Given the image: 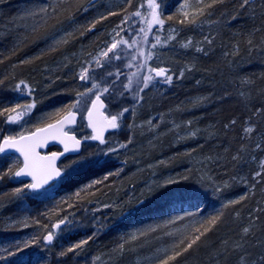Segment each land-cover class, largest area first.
Listing matches in <instances>:
<instances>
[{
	"label": "trees",
	"instance_id": "obj_1",
	"mask_svg": "<svg viewBox=\"0 0 264 264\" xmlns=\"http://www.w3.org/2000/svg\"><path fill=\"white\" fill-rule=\"evenodd\" d=\"M175 1H167L166 11H173ZM86 2L88 0H76L67 11L48 19L46 24L40 25L37 31L32 32L31 27L28 30L22 26L16 28L15 25L18 23L13 19L16 14L24 13L31 5L38 3V0H0V81H3L0 83V109L14 107L16 104L58 103L74 94L77 77L72 70L73 56L81 47L85 48L90 43L88 36L79 39L82 37L80 32L88 33L85 29L90 27L83 23L81 18L83 11L77 10L81 4L86 5ZM260 2L264 4V0ZM241 3L242 0H223V3L215 4L212 11L205 10V13L211 15L205 14L196 18V23L206 24L200 36L207 30L211 32L208 36L212 39V44L202 42L203 49L208 54L193 52L195 50L193 45L185 53L176 51L175 43L169 45L173 57L167 67L174 66L170 74L173 75L172 84L161 89L156 103L149 101V96H155V93L145 94L143 99L138 101L144 104V108L153 111L146 116L151 121L149 128H153L151 125L158 126L157 120L163 122V125L170 121L182 122L181 124L185 125L191 121L184 132L190 127L192 130L199 127L201 132L198 135L200 138L190 139V146L183 152L176 149L181 143L173 141L175 135L173 133L157 141L159 146L155 150V152L158 150L157 155L164 152L172 154L167 165H164L163 172L179 174L178 182L170 186L173 189L166 187L150 190L146 187L147 192H141L140 184L148 177L147 171L141 172L140 175L128 172L113 175L109 184H106L98 194L100 196L96 193L93 196L98 200L107 199L114 203L123 197L115 207L125 209L123 220L116 217L114 227L109 228L108 225L105 228H109L108 230L95 232L97 235L92 240L83 245L82 249H77L79 256L74 253H69L67 257L59 256L60 251L88 238L81 231H76L63 234L51 245L39 246L37 243L24 249L23 244L20 247L23 251L10 250L16 252L14 256H9L6 251L0 255V264H150L146 257L154 256L157 249L169 246L182 235L179 234L177 238L175 236L169 241L167 236L159 237L156 232H152L141 239L140 244L143 247L138 246L136 252H129L120 257L112 250L121 236L129 234L131 228L144 225V229H147L164 216L195 202L204 207L203 211H207L202 220L221 211L223 215L220 221L212 226V231L201 238L203 246H193V249L178 257L173 264H238L241 256L247 261H259L264 254V181H260V178L253 179L254 171H250L248 161L254 145L245 136L243 129L247 121L251 120V124L254 125L252 135L264 133V18L259 13H254L252 8H249V12L243 13L247 8H241ZM176 13L178 12L164 15L173 16ZM69 15L74 17V22L66 19ZM113 17L108 16L103 21ZM69 23L75 24L78 28L74 30L69 42L61 45L55 52L49 51L46 44L51 34ZM98 23L92 34L99 30ZM177 26L183 29L179 36L184 35L185 40L194 36L188 29L191 25L177 22ZM138 36L140 35L136 36L137 39ZM249 39L252 40L251 45L248 44ZM127 62V59L113 61L110 65L97 68L93 72L102 86L115 80V88H110L109 93L102 96L105 101L118 97L133 99V93L123 90L122 87L127 82L126 77L134 72L124 66ZM190 65L191 71L188 70ZM181 69L184 70V77L177 79ZM109 71L119 72L120 75L118 78L110 77L107 75ZM247 80L254 83H246ZM197 81L200 83L197 84ZM17 85H20L19 91L16 90ZM163 86L166 84L161 87ZM41 87L43 90L38 96L35 90ZM122 90L123 96L119 95ZM241 93L245 95L241 96ZM256 109L262 111L256 112ZM10 114L0 115V142L8 131L6 119ZM232 120L236 121L234 125L231 124ZM226 124L229 125L228 128L224 127ZM119 135V138L126 141L127 135L121 132L114 134L107 139L106 144L99 146L111 147V138ZM140 137L135 141H142V136ZM11 155L13 154H0V164L4 162V158ZM234 155H239L240 159L233 161ZM105 166L91 165L87 168L80 167L75 172L65 171V177L55 183L56 185L41 190L40 194L25 189L22 197L13 195L15 187L20 184L18 180L10 178L9 175L4 176L3 182L0 183V249H10L15 241L26 234L11 227L10 221L20 216L22 212L25 213L28 208L29 212L33 206L37 208L36 205L41 199L45 200L52 195L69 197L67 201L57 204L55 209L46 208L40 226L51 224L59 216L56 219L58 222L65 218L62 212L68 215L73 206L84 205L87 200L85 196L89 191L81 192L79 197L75 193L85 188L88 181L98 178ZM124 168L125 165H121L120 169ZM253 184L255 187H252ZM101 188L102 186L99 190ZM216 188L221 190L217 192ZM194 191L206 192L207 195H193ZM241 196L246 198L239 203L223 207L228 201L239 200ZM135 203L137 205H134ZM244 227H249L250 232L241 239ZM36 234L39 237L35 238L39 241L44 236L39 231ZM224 241H227V244H224ZM237 242L244 244L241 251L232 250ZM96 257L99 259H94Z\"/></svg>",
	"mask_w": 264,
	"mask_h": 264
},
{
	"label": "rangeland",
	"instance_id": "obj_2",
	"mask_svg": "<svg viewBox=\"0 0 264 264\" xmlns=\"http://www.w3.org/2000/svg\"><path fill=\"white\" fill-rule=\"evenodd\" d=\"M167 1L168 0H156V3L159 5V8L157 9V14L159 15L161 19L164 20V25L162 28H160L159 26L154 28L153 32L150 33L149 35L150 43L147 45H143V48L146 52L152 51L154 53L153 58L148 62L151 67L165 68L166 70H168L169 72L168 74H171L174 70V66L167 67V65L171 63L170 59L173 57L170 54L169 45L175 43L174 45H177V48H175L176 51L180 50L182 53H185V51H187L188 48L182 47V44H184L189 39H191L192 45L194 46L195 49L196 47L203 48L202 42L204 41V37L208 36L211 32L207 30L204 33V35L200 36L201 30H203V28L206 27V24L200 25V23L198 22L195 24H192L188 18H185L182 15V13L179 11V8H180V5L185 2V0H176V1L172 0V1H175L173 11H166V8L168 6ZM260 1L261 0H252L253 5H254V7L252 8V11H254V13H259V15H261V17L263 16L264 18V15L261 14L262 11H264V9H261L260 5L262 4V2ZM44 2L52 3L53 0H38V3L31 5L30 8H28V10L24 11V13H26L29 10L35 9L37 6H39L41 3H44ZM204 2L210 3L211 0H204ZM188 3L192 4L193 7H196L195 0H188ZM141 4H143L144 7L141 8L140 7ZM212 8L204 9V15L208 14V13H205V10L212 11ZM246 8L247 9H245L243 13H246V11L248 12L250 11L248 7ZM137 9L140 10L142 15L140 17H132V20L135 21V23L133 24V27L138 30L140 27H146L144 20L145 18H150L151 10L147 6V0H132L131 5H126L124 0H95V7H90L87 12L83 11V13H81V18L85 25H91L94 21L99 20L101 15H107L109 11H115L119 13V15L114 16L110 20H106V21L99 20V23H100V24L98 23L99 30L96 31V33L92 34L94 30L88 31V33H85L82 37L79 38L81 39L83 37L88 36V38L90 39V40L88 39L90 43L85 48L81 47L80 50H78V52L73 56L74 67L72 68V70L74 71L77 77L76 84L73 90L74 94H72L71 97L68 96L66 100L60 101L58 103L41 104L38 102V104L37 105L35 104V107L31 109V111L26 113V115L23 117L20 123H15V124L8 123V131L6 133V136L12 135V136L17 137L24 133L33 131L37 127L44 126L50 122L57 120L58 118L66 114L67 110H69V105L76 103L77 100H79L80 102L76 105V108L70 109V110L77 111L80 116L79 121L77 123V127L74 129V131L79 133L82 137L90 136L91 132H90V129L86 125L84 116L94 96L88 97V96H78L77 95L78 93L85 92L87 88L91 86L90 83H85L83 81H80L78 79V73L81 69V66H84L87 61H91L96 56V54L104 48L105 42L111 39L110 34L112 33V30L114 28H117V25H120L121 28L128 27V24H121V20L124 16H127L129 13L135 12ZM175 11H177L178 13L173 14V16L172 14H166L167 16L164 15V13H175ZM24 13L21 12V13L16 14L13 20L17 21L18 23V25H15V27L22 26L23 28H26L28 30L34 23H36V21L33 19L22 20L21 17L23 16ZM170 16H172L171 19H169ZM202 16L203 15L194 16L192 17V19L200 18ZM181 20L184 21V25H191L188 27V29H190L194 33L195 37L191 36L185 40L184 35L179 36L183 32V29L177 26V22H180ZM43 24L44 23L41 22L40 25H43ZM58 29L60 30V34H63V31L65 29H67L68 31L74 32V30L78 28L75 24L69 23L67 24V26H64V28H58ZM117 30L119 31V29ZM56 33H57V30L55 31L54 34ZM121 35L123 36L124 33L121 32ZM170 35L173 36L174 38L171 40H168V37ZM155 36L160 37L161 44L157 45L155 48H150L149 45L155 42ZM138 39H142V34H140V37L138 36ZM51 43H52V39L50 36L46 44L47 49H49V46L51 45ZM165 51L166 53L164 54ZM195 51L196 50H194L193 52ZM89 54H91V56ZM135 62H139V60ZM191 67L192 65L189 66V68ZM91 69H97L95 64L91 65L90 71ZM130 69H132L134 72L137 71L135 67H132ZM158 79H162V78H158ZM126 83L127 82H125L124 84ZM162 85H165V84L154 82L153 85H150L149 88L145 89L143 93H140V95L143 97L145 94L150 95V94L155 93L156 94L155 96L154 95L149 96V101L152 103L153 102L156 103L159 100L158 93H161V89H165L166 87H169V85L167 84L166 86L161 87ZM156 88H160V89L156 90ZM42 90H43L42 87L35 90L38 96L41 95L40 93H42ZM123 90L125 89L123 88ZM106 103L107 104H106L105 110L108 113V115L115 114L117 111L122 110L123 107H128L129 109L134 110V112L130 111L124 114V118H123L124 126L120 130H117V132L111 135L113 136L114 134H120L121 132H123L124 134L127 135L126 141L130 137L132 140V143L128 144L126 148H119V144L125 143L126 141L119 138L120 135L117 136L116 138L114 136L113 138H111L112 140L111 147L118 148V151L110 153L108 156L99 157V163L87 164L85 166L74 165L73 168L65 170V171L75 172L76 170L80 169V167L87 168L91 165L92 166L106 165L104 167V170H102V172L100 173L99 177L98 178L96 177L97 179L95 178V180H98V179H103L104 175H106L108 172H116L121 168V165H125L126 168L120 171V175L124 174L125 172L126 173L128 172L129 174H136V175L137 174L140 175V173L144 171H147L149 173L148 177L144 179V182L140 184L142 187L141 192L146 193L147 192L145 190L146 187L150 190H158V189L160 190L166 187L173 189V187H170V186H174V184L178 182L179 174L175 172L173 173L168 172L169 174L163 172V167L164 165H167V161L172 156V154L171 153L165 154L164 152L160 155H157L158 150L155 152V150L159 148L157 141L162 140V138L166 137L167 134L173 133L175 134L173 135L174 136L173 141L175 143H181V146L179 145L176 149L183 152L185 148L190 146V142H189L190 139H193L195 137L200 138L198 136L199 133H201L199 131V127L198 129H195V130L194 129L192 130L190 127L188 130H186V132H184L185 129L190 125L189 123H185L184 125V123L181 124L182 122L176 123V122L170 121L163 125V122H160L159 120L156 119L157 122L159 123L158 126L151 125V127L153 128H149L150 120L146 116L149 115L150 112H153V111L149 110L147 107L144 108V104L139 103L135 99H129V98L127 99L123 97H120V98L118 97L116 99L107 100ZM61 110H64V111H61ZM10 115L14 116L16 115V113H11ZM129 125H131V127H128ZM159 125H161L162 127ZM247 126H252L254 128V125L251 124V120L247 121L246 127ZM146 127L149 129H147ZM136 130H139V131H136ZM151 131H156V132L152 133ZM193 132L196 133L194 137L191 136V133ZM140 136H142L143 140L136 142L135 140L138 138H141ZM247 137L250 139V141L254 145L252 149V155L250 156V159L248 161L250 162V171H254L253 172V175H254V173L257 170H259L260 161L264 160V133L260 135L259 134L252 135L251 133ZM256 144H260L261 147L256 148ZM100 149H106V147L102 146L101 148L100 146H98L97 144L89 140L88 144L84 146L82 155L87 157L89 152L99 151ZM73 159H75V157L70 158L69 160H66L64 164L67 165L71 163ZM89 159L95 160L97 158L90 157ZM3 160L4 162L0 164V174H2L9 166L12 167L13 171H16L18 169V166H19L18 163L20 161H19V158L15 156L14 154L7 157L6 159L4 158ZM64 164H63V167H64ZM4 176L7 177L8 175H4ZM112 176H109L108 180L104 181L103 184L95 185L93 188H89L87 190L89 191V193L86 194L85 196V200L86 199L87 200L84 205L73 206L74 208L69 210L70 212L68 215L62 212V216L67 217V219L71 221L72 223L67 226H62L61 230H53L51 227L53 224L57 222L56 219L59 216L56 219H54V221L51 224L49 223L47 225L48 226L47 228H45L44 226H40L42 225L40 222L45 217L43 212L46 208L53 207L55 209V207L58 206L57 204L62 203L65 200L67 201L69 199L68 195H62V196L52 195L49 198H46L45 200L41 199V201H39L40 203L36 205L37 208H34L35 206H33L32 208H30V212L28 208L25 213L22 212L21 215L18 216L16 219L13 218V220L10 221L11 223L10 226L26 234L22 235V238L20 240L15 241L14 245H12L10 249L9 248L0 249V255L12 249L16 250V246L21 247L26 241H29L30 239H33L34 237H39L36 234L37 231H39L40 233L44 235H46L49 230L56 231L57 232L56 239H55L56 241V240H59V238L63 234H67L69 232L71 233V232L81 231L82 234H85V236L89 237L93 235L94 232H97V231L100 232L101 230L103 231V229H105L108 225H109L108 226L109 228L114 227L113 224L116 223V220H115L116 217L117 219L121 221L123 220V212H125V209L115 208L116 204H119L120 201L123 200V197L121 196L122 197V198L120 197L121 200L116 201L114 203L110 200L107 201V199H104L103 201H101L100 199L98 200L93 196L95 195V193L96 195L101 193L102 189L106 186V184H109V181L112 178ZM3 180H4L3 178L0 179V183L3 182ZM16 180H18V183L20 184L19 186L15 185L16 186L15 189L22 188L24 184L29 183L27 181L23 182L22 180L18 178H16ZM169 180H174L176 182L172 184H167L166 182ZM58 182H56V184ZM91 182L92 181H88L86 185L90 184ZM101 186L102 188L101 190H99ZM96 189H97V192H96ZM90 195L92 196L90 197ZM126 197H128V195ZM89 201H91V203H89ZM42 203L44 204L42 205ZM104 205H111V207H104ZM134 205H137V203H135ZM16 207L17 206H15V208ZM203 209L204 207L200 206L198 202H195L194 204H191V205H186L182 208H179L174 213L164 216L162 219H159L157 223L149 225L148 228L159 226L157 227V230L155 231L156 234L159 237L167 236L168 240L171 241V239H173L175 236H176L175 238H177L179 234L183 235L187 233V230L190 231L191 228L195 227L198 224L197 222L202 220V218L207 213V211L206 210L203 211ZM187 213H192V215H186ZM24 214L26 215L23 216ZM178 217H181V218L178 219ZM25 221L27 223V226H25ZM34 221H39V223H35ZM101 222L104 224V227L102 229L100 228ZM108 229H105L104 231ZM143 229H144V225H142L141 227L138 226V228H131L129 231V234H131L134 231L143 230ZM169 232L173 233L174 235L173 236L166 235V233H169ZM40 245L45 246L42 239L39 242V246ZM162 254L163 253H160V255ZM151 258L153 260L157 259L158 258L157 253L154 256H151Z\"/></svg>",
	"mask_w": 264,
	"mask_h": 264
},
{
	"label": "snow or ice",
	"instance_id": "obj_3",
	"mask_svg": "<svg viewBox=\"0 0 264 264\" xmlns=\"http://www.w3.org/2000/svg\"><path fill=\"white\" fill-rule=\"evenodd\" d=\"M76 2V0H53L52 3L44 2L37 6L35 9L29 10L23 14L21 17L22 20L33 19L36 21L31 26V31L35 32L38 30V26L43 22L47 23L48 19L55 18L61 15L63 12L67 11L68 8L72 5V3ZM126 5H131L132 0H124ZM217 3H223V0H211L210 3H205L204 0H195L196 7H193L192 4L188 3V0H185L184 3L180 5L179 11L185 18H188L192 24L196 23L195 19H192L194 16L204 15V9L212 8ZM147 6L151 10L150 18H145L144 22L146 27H140L138 30L133 27L135 21L132 20V17H140L142 14L139 9L135 12L129 13L127 16H124L121 20V24H128L127 28H121L120 25H117V28L112 30L111 39L105 42L104 48L99 51L96 56L91 60L87 61L84 66H81V69L78 73V79L85 83H90V87L87 88L85 92L78 93V96H94V99L91 101L92 108L88 110V126L92 129V135L83 137V140H93L98 141L100 145H104L107 143L104 133L105 131L111 130H120L123 125L124 114L133 109H129L128 107H123L122 110L117 111L115 114H111L110 116H106L105 123L100 124L92 119L93 110L97 108L105 107V102L102 99L106 93H109L110 88H115V80H113L110 84L106 83L103 86L101 83L97 81V78L93 75L95 69H91V65L95 64L97 68L105 67L110 65L113 61H124L128 60L125 63V67L132 68L135 67L137 69L136 72L132 73L130 76H127V83L123 84L122 87L125 90H128L133 93V99L139 101L142 100L143 97L140 93L153 83H163L171 85L173 81V75L168 74V71L165 68L161 67H151L149 65V61L153 58L154 53L152 51H145L143 45H147L150 43L149 35L153 32L154 28L159 26L160 28L164 25V20L159 17L157 14V9L159 5L156 3V0H147ZM90 7H95V0H88L87 4H81L77 9L78 11L82 10L87 12ZM140 7H144L143 4ZM241 8H253L252 0H242L240 4ZM261 9H264V4L260 5ZM264 15V11L261 13ZM119 13L115 11H109L107 15H101L99 20L107 19L108 16H116ZM211 15V13H208ZM68 21L74 22V17L72 15L67 16ZM171 19V17H169ZM236 19V17H233ZM99 20L94 21L90 27L85 29V31H92L96 27V23ZM184 23L183 20L180 21ZM83 27V26H81ZM119 29V31L117 30ZM175 31V30H173ZM255 31H260V29H255ZM121 32L124 35H121ZM142 34V39H137L136 36ZM80 35L83 36L84 32L81 31ZM73 36V32L65 29L63 34H60V30L57 29L56 34H51L52 43L49 46V51L55 52L59 49L62 44H67L69 42V38ZM127 37V38H126ZM27 38V37H25ZM173 36H169L168 40L173 39ZM204 42L207 44H212V39L208 36L204 37ZM166 43V42H165ZM161 44V40L159 36H155V42L151 43V47L155 48L157 45ZM248 44H252V40H248ZM192 46V41L189 39L187 42L182 44V47L189 48ZM197 52H203L207 55V51H205L202 47H196ZM91 56V54H89ZM227 55V53L225 54ZM130 57V58H129ZM139 60V62H135ZM27 61H25L26 63ZM135 62V63H134ZM194 67V66H193ZM189 71L192 69L189 68ZM108 76H116L119 77L120 73H112L109 71L107 73ZM184 77V70H181L177 79ZM162 78V79H158ZM246 83L252 84L254 81L247 80ZM3 83V81H0ZM200 81H197L199 84ZM23 84V82H21ZM135 84V87L133 86ZM20 90V85H17V89ZM30 94V92H29ZM119 95L123 96L124 93L121 91ZM244 93H241V96H244ZM203 99V98H202ZM80 101L77 100L76 103L69 105V110H67L66 114L63 115L61 119H57L55 123H49L44 128H37L35 132L31 133L29 136L20 135L19 137L7 135L2 137V142H0V154H5L10 150H15L19 152L23 156V167H20L18 170L13 171L12 167L9 166L2 174H0V179L3 178L4 175H9L10 178H20V177H31V183H26L22 188H16L14 190L13 195L16 197H22L25 193V189L29 192L40 194L42 189H45L46 186L50 184L51 181L57 180L62 177L63 171L73 168L74 165L85 166L87 164H96L99 163V157L108 156L110 153L118 151L116 147H109L106 149H100L99 151H92L88 153V156L85 157L81 155L78 159H73L71 163L64 165V169L56 166V161L60 156L64 155L67 152H77L81 151L82 140L77 139L74 134L69 135L68 132L64 131L66 125H71L75 123V113L70 109L76 108V105ZM35 107L34 103L21 105L16 104L14 107H5L0 109V115H4V113H16V115L7 116V123H20L23 117L27 112L31 111ZM17 109H23L22 111L17 112ZM64 111V110H61ZM262 109H256V112H261ZM151 123V121H149ZM191 124V121H188ZM236 121L232 120L231 124H235ZM128 127H131L129 125ZM225 128H228L229 125H225ZM254 128L252 126H247L243 129L245 136H249L253 133ZM196 133H191V136H195ZM59 140L61 144L64 145L63 152H52L50 156H41L36 149L44 146L47 143L48 139ZM244 137H242L243 139ZM132 140L129 137L125 143L119 144V148H126L128 144H131ZM260 144H256V148H260ZM190 155V153H189ZM90 157H96L97 159L91 160ZM211 159V158H208ZM240 159L239 155H234L232 157L233 161ZM122 171V169L120 170ZM120 171L116 172H108L104 175L103 179H98L92 181L85 188H81L80 191L76 192L75 195L77 197L80 196L81 192H86L89 188H93L95 185L103 184L104 181L108 180L109 176L119 175ZM260 178V181H264V160H261L259 163V170L254 173L253 179ZM235 179V177L233 178ZM174 180H169L166 183L172 184L175 183ZM227 182H225V187H227ZM255 187V184L252 185ZM221 189L216 188L215 191L219 192ZM193 195L206 196L207 193H199L197 191L193 192ZM246 197L241 196L239 200H230L223 207H228L230 204L239 203L241 200H244ZM91 203V201H89ZM104 207H111V205H104ZM186 215H192V213H187ZM223 215L222 211L207 217L203 220L198 221V226L193 227L190 231L183 234L181 238L174 241L167 247L162 249H157V259L152 260L151 257H146V260L150 262V264H173L174 261L183 254L187 253L190 249H193V246H203L201 242V238L206 235V233L212 231V226H215L221 219ZM181 217H178L180 219ZM35 223H39V221H34ZM72 222L67 219V217L60 219L57 223L53 224L51 227L53 230H61L62 225L67 226ZM25 226L27 223L25 221ZM47 228V225H44ZM104 224L100 223V228L102 229ZM157 227H150L143 230L134 231L127 236H121L120 241L113 248V253L123 257L125 254L129 252H136L137 247H143L140 244L142 238L147 237L149 233L155 232ZM49 230L46 235H44L41 239L45 245H51L56 239V231ZM250 232L249 227H244L242 229V237L244 239ZM97 233H93L92 236H89L87 239L82 240L74 245L69 246L66 250H62L59 252L60 257H67L69 253H74L79 256L80 253L77 249H82L83 245L87 244L89 240H92ZM168 236H173L174 234L169 232L166 233ZM40 241L35 237L32 241H26L24 243V249H27L32 246V244H37ZM201 242V243H198ZM227 244V241L223 242ZM183 245V247H181ZM244 248V244L237 242L233 246V251H241ZM16 251H23L19 246H16ZM160 253H163L160 255ZM9 256L16 255V252L8 251ZM94 259H99L98 257ZM238 264H264V254L261 255L258 262L256 261H247L244 256H241Z\"/></svg>",
	"mask_w": 264,
	"mask_h": 264
},
{
	"label": "water",
	"instance_id": "obj_4",
	"mask_svg": "<svg viewBox=\"0 0 264 264\" xmlns=\"http://www.w3.org/2000/svg\"><path fill=\"white\" fill-rule=\"evenodd\" d=\"M93 99H94V98H93ZM93 99H92V100H93ZM102 99H103V98H102ZM92 100H91V101H92ZM103 100H104V99H103ZM104 102H105V107H103V108H97V109H94V110H93V116H92V119H93L94 121L100 123V124L105 123V119H104V118L107 116V113H106V111H105V108H106V101L104 100ZM91 108H92V104L90 103L88 110L91 109ZM88 110H87V112L85 113V116H84V119H85V122H86V125H87V126H88V123H89V119H88ZM71 111H73V112L75 113V123H74V124H71V125H66L65 128H64V131L68 132L69 135L74 134V135L76 136L77 139H81V140H82V144H81V151H82L83 146H84L83 143H84L85 140H83V138L77 136L76 133L71 132V131H68L69 128L75 126V125L78 123L79 118H80L79 113H78L77 111H74V110H71ZM64 115H65V114H64ZM62 117H63V116H61V117L58 118V119H61ZM55 121H56V120H55ZM55 121L50 122V123H55ZM48 124H49V123H48ZM46 126H47V124L44 125V126H42V127H39V128H44V127H46ZM88 128H89L90 131L92 132V129H91L89 126H88ZM35 131H36V129H35L34 131H31V132H29V133H24V134H22V135H23V136H29L31 133H33V132H35ZM110 131H112V130L109 129V130L105 131V133H104L105 138H106V135L108 134V132H110ZM92 134H93V133H92ZM17 137H19V136H17ZM1 142H2V140H1ZM96 142H98V141H96ZM52 146H58V147L61 148L60 151H53V152H58V153H60V152H63V151H64V145L61 144V143L59 142V140H52V139H50V138L47 140V143H46L44 146L37 148L36 151H37L41 156H50L52 152H50V153H42V151H46L49 147H52ZM81 151H80V152H81ZM80 152H79V153H80ZM7 153L16 154V155H18L19 157H21V159H22V165H21V167H23V159H24V158H23V156H22L19 152L15 151V150H10V151H8ZM79 153H77V152H67V153H64V155L60 156L59 159L56 161V166L59 167V168H61V167H60V163H61V161H62L65 157H67V156H69V155H76V154H79ZM18 169H19V168H18ZM63 176H64V171H63V175H62V177H63ZM19 179H29V180H31V177L24 176V177H20ZM59 179H60V178H59ZM57 180H58V179H57ZM55 181H56V180L51 181L50 184H49L48 186H50V185H51L52 183H54ZM31 182H32V181H31ZM48 186H46V187H48Z\"/></svg>",
	"mask_w": 264,
	"mask_h": 264
},
{
	"label": "flooded vegetation",
	"instance_id": "obj_5",
	"mask_svg": "<svg viewBox=\"0 0 264 264\" xmlns=\"http://www.w3.org/2000/svg\"><path fill=\"white\" fill-rule=\"evenodd\" d=\"M106 113H107V112H106ZM107 116H110V115H108V113H107ZM40 127H42V126H40ZM76 127H77V124H76L75 126L69 128L68 131L74 132V133H76L77 136L83 138L79 133H77V132L74 131V129H75ZM87 127H88V126H87ZM37 128H39V127H37ZM37 128H36V129H37ZM34 130H35V129H34ZM34 130H33V131H34ZM30 132H31V131H30ZM90 132H91V131H90ZM115 132H117V130H112V131L108 132V134L106 135V138H105L106 141H107V139H109V138L111 137V135H112L113 133H115ZM27 133H29V132H27ZM90 135H92V132L90 133ZM90 141H92L93 143L97 144L98 146L100 145L99 142H96V141H93V140H90ZM88 142H89V140H85L84 143H83L84 146H86V144H88ZM84 146H83V149H84ZM101 148H102V146H101ZM83 149H82V151H81L79 154H76V155H69V156L65 157V158L61 161V163H60V167H61V169H62V170L64 169L63 164L65 163L66 160H69L70 158H74V157H79V156H81V155H82V152H83ZM60 150H61L60 147H58V146H52V147H49L46 151H42V153H50V152H53V151H60ZM14 155L17 156V157L19 158L20 164H19L18 168H20L21 165H22V159H21V157H19L18 155H16V154H14ZM64 165H65V164H64ZM17 170H18V169H17ZM65 174H66V172L64 171V176L61 177L60 179L56 180L54 183H52V184H51L50 186H48V187H51L53 184H55V183L58 182L59 180L63 179V178L65 177ZM18 179H19V178H18ZM20 180H22L23 182L27 181V182L31 183V180H29V179H20ZM48 187H46V188H48ZM46 188H45V189H46ZM42 190H44V189H42Z\"/></svg>",
	"mask_w": 264,
	"mask_h": 264
}]
</instances>
